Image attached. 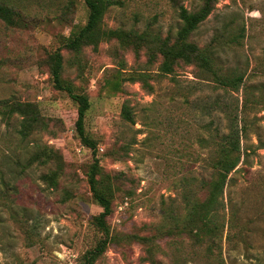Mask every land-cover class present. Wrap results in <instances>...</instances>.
Segmentation results:
<instances>
[{
	"label": "rangeland",
	"instance_id": "374dc122",
	"mask_svg": "<svg viewBox=\"0 0 264 264\" xmlns=\"http://www.w3.org/2000/svg\"><path fill=\"white\" fill-rule=\"evenodd\" d=\"M113 1L104 26L144 34L148 41L123 46L107 39L73 52L62 39L86 23L85 0H0L18 15L14 26L0 19V99L36 102L48 120L44 130L20 142L17 122L13 127L0 119V264L80 262L102 236L93 224L102 208L88 182L95 160L117 179L111 238L94 264H263L264 132L254 129L242 139L247 151L224 191L222 235L197 241L183 221L186 201L206 195L202 179L212 173V141L226 131L242 91L220 88L185 62L161 74V56L152 60L150 46L176 33L179 5L196 11L205 0ZM212 6L190 39L202 47L223 43V68L248 59L250 82L264 73V0H214ZM242 28L243 46H225ZM57 49L63 77L91 102L85 127L95 150L77 134L78 103L54 86L47 59ZM139 73L148 75L152 89L136 79ZM124 105L134 123L123 117ZM263 115L251 111L247 118L264 128ZM38 145L52 147L63 160L23 168ZM56 170L52 183L46 175ZM232 213L248 230L235 242L229 237Z\"/></svg>",
	"mask_w": 264,
	"mask_h": 264
},
{
	"label": "trees",
	"instance_id": "16d2710c",
	"mask_svg": "<svg viewBox=\"0 0 264 264\" xmlns=\"http://www.w3.org/2000/svg\"><path fill=\"white\" fill-rule=\"evenodd\" d=\"M205 0L204 4L196 11H190L184 5L178 6V17L181 24L172 35L159 38L150 46L151 59L155 60L161 56L159 71L161 74L170 75L174 72L175 66L180 62L193 64L205 77H211L217 86L229 91H242V104L237 105L234 114L231 115L229 124L225 132H217L214 136L213 146L216 147L215 154L210 160L212 173L209 178H203L202 184L206 190L205 197L201 199H189L185 205V218L183 221L191 227L193 237L197 241L219 238L226 228L224 215L220 214L225 208L224 191L227 185L234 182L233 172L239 169L244 153L247 151L242 145V139L248 132L255 131L261 134L264 128L260 123L248 120L247 116L251 111L255 113L264 112V73H258L250 82L248 80V69L250 61L248 59L240 62L237 60L233 65L223 68L220 63L219 48L223 43L217 42L214 46L202 47L191 40V34L212 12V2ZM88 7V18L83 26H75L70 35L64 36L62 46L70 51L79 52L86 46L97 47L98 44L107 39H116L123 46L140 45L143 41H148L144 34L132 33L123 29L106 28L103 19L107 9L114 4L113 0H85ZM17 12L14 7L0 2V19L8 25H17ZM243 29L238 33H231L232 38L225 45L231 49L242 47L239 42ZM49 72L54 86L59 90H64L78 103V117L76 120L77 134L82 143L92 149L97 148V143L92 139L85 127V117L91 106L89 97L85 93H80L75 86L66 80L63 73V54L61 50L49 54L47 59ZM147 74L139 73L135 77L141 80L145 86L153 88L147 80ZM205 79L204 77H201ZM123 117L134 123L132 112L127 105L122 109ZM256 116V115H255ZM264 119V115L262 116ZM256 119L257 117H253ZM0 119L7 124L13 125L14 132L19 135L20 142H24L29 136L44 130L48 125V120L42 114L39 105L32 101H23L15 97L0 99ZM242 121V124L240 123ZM260 147L264 148V140L260 137ZM53 160L61 161L63 156L49 146H37L33 152L29 153L27 162L23 168H27L34 163L47 165ZM16 163L21 165V160ZM59 176L56 170L46 179L54 182ZM117 175L104 172L95 160L88 171V182L94 200L100 205L102 211L93 217L94 226L102 233L97 243L86 250L80 258L78 264H94L97 259L106 251L111 238V229L108 217L113 212V179ZM238 218L232 213L229 219V237L232 242L244 238L248 230L239 228ZM261 261V260H260ZM264 264V262H262Z\"/></svg>",
	"mask_w": 264,
	"mask_h": 264
}]
</instances>
